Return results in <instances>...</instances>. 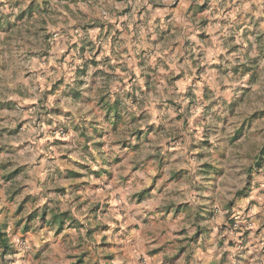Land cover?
<instances>
[{
    "label": "rangeland",
    "instance_id": "rangeland-1",
    "mask_svg": "<svg viewBox=\"0 0 264 264\" xmlns=\"http://www.w3.org/2000/svg\"><path fill=\"white\" fill-rule=\"evenodd\" d=\"M0 45V225L18 264H187L215 244L247 264L238 250L264 183V102L252 100L264 0H33L0 25ZM105 78L131 86L138 117L121 110L113 125L100 97L109 127L84 118Z\"/></svg>",
    "mask_w": 264,
    "mask_h": 264
},
{
    "label": "clouds",
    "instance_id": "clouds-1",
    "mask_svg": "<svg viewBox=\"0 0 264 264\" xmlns=\"http://www.w3.org/2000/svg\"><path fill=\"white\" fill-rule=\"evenodd\" d=\"M37 5H43V0H35ZM33 0H0V25H4L6 23H15L16 22V16L21 13L24 12L26 9H28L29 4H32ZM95 7V6H93ZM105 7H114V5H111V3H109V5H105ZM86 11L90 12V18L94 17V16H100L101 20H107L108 16L105 13L102 12H95V11H91L89 9H86ZM93 39H95V35L93 36ZM14 43H18V42H14ZM105 41L103 39L101 40H97L96 44L99 46L100 44H104ZM0 46H4V45H0ZM21 51H23V49H21ZM108 54V50L107 47H105V51L103 53V55H107ZM253 55H256V53L254 52ZM103 58V56L101 57V59ZM246 62V61H245ZM77 63H80V61H77ZM26 68H30L32 67L31 63L26 64L25 65ZM100 67H104V65H100ZM260 67L262 69H264V58H261V63H260ZM95 70L94 67H89L88 69V75L82 77V79H84L85 81H90L91 79V74L92 72ZM52 79H56L55 76H52ZM122 82V81H121ZM140 83V86L143 87V82L142 81H138ZM68 83H70V81H68ZM236 83L239 84H243L244 80H237ZM88 88V83L86 82L84 85H82V89H87ZM131 90V86H126L123 89H117L115 87V84L112 80H109L107 78L103 79L102 81L98 82V87L94 90V92L92 93L94 96L93 99V104L97 106V108L94 109H85V111L88 112V115L85 116V119H90V118H94L97 121H99V126L101 128H108L109 125L106 121H104L103 117H104V108L103 105L100 104V97H105L104 103L108 104V105H114L116 103V99H117V95L116 93L119 92L120 93V100H121V106L119 108H117V111H121L123 110V114L126 117V121L130 122L133 116H139L140 112L143 111V108H135L132 106L131 101L127 98L126 93ZM86 95L88 93H85ZM219 95V93H218ZM197 99L198 102H205L203 101L202 97L199 96V93L197 94ZM252 100L254 102L259 101V102H264V89L257 91V90H253V95H252ZM186 102V101H185ZM49 107L51 106V104L48 105ZM213 111L216 112V115L218 117H223L227 115V106L223 103V101H221L218 105L217 108L214 109ZM211 122V121H210ZM123 132L127 135H130L131 133V127L125 128L123 130ZM221 135H223V133H221ZM134 140V137L132 138ZM217 138H213V143L215 144ZM112 145L109 144L108 147H106V149L104 150L105 153H110L112 151ZM96 156V163L93 164V167H96L97 164H99L100 161V156L98 153H93ZM74 159H79V156H74ZM83 162H87V163H92L91 160H88L87 158H84ZM44 201L41 200V203H43Z\"/></svg>",
    "mask_w": 264,
    "mask_h": 264
},
{
    "label": "crops",
    "instance_id": "crops-1",
    "mask_svg": "<svg viewBox=\"0 0 264 264\" xmlns=\"http://www.w3.org/2000/svg\"><path fill=\"white\" fill-rule=\"evenodd\" d=\"M131 4L133 5L132 2ZM163 14H165V12H163ZM134 43H136V41H134ZM61 45L67 46V42L65 39L62 41ZM103 53L104 50L100 52V55H102ZM1 186L2 185L0 184V197L2 196L3 193L1 191L2 190ZM3 186L5 185L3 184ZM262 187L264 189V183L261 184V186H257V188L253 190V193L250 196V199H252L251 200L252 203H251V207L249 208V212L252 215V220L254 222V230L251 233H249V235L247 236L243 249L238 250L239 253H242L243 256L247 255V264H264V193L260 192ZM181 227H182L181 230H183L184 228L183 224ZM179 243H180L179 249L181 253L180 256L181 258H183V256L185 255V250H188L191 247L190 246L191 243H189V241H184L182 237L179 238ZM12 251L16 252V250L14 249L12 250V248H9V250L5 252L2 248V251H0V264H18L17 258H13V256L11 257ZM195 252H196L195 258L191 259L187 264H226L227 263L225 257H223V246L219 247L217 244H215L214 246L208 248L207 246L203 245V249L200 248L198 251H196L195 249ZM8 253L10 255L11 260H7ZM14 255L16 256L18 254L15 253ZM161 255L167 256L168 254L162 253ZM150 263L151 260L149 261L148 264ZM159 264H165L163 258L161 259ZM235 264H240V260L237 261Z\"/></svg>",
    "mask_w": 264,
    "mask_h": 264
},
{
    "label": "trees",
    "instance_id": "trees-1",
    "mask_svg": "<svg viewBox=\"0 0 264 264\" xmlns=\"http://www.w3.org/2000/svg\"><path fill=\"white\" fill-rule=\"evenodd\" d=\"M119 107H120V102L118 100H116V103L114 105H109L107 119L111 121L113 125H116L118 121L121 119L122 111L116 110ZM111 113L113 114L111 115ZM24 229L28 230L29 229L28 225H26ZM0 246L3 248L5 252L8 251L10 248L9 238L7 237L6 231L2 230L1 225H0Z\"/></svg>",
    "mask_w": 264,
    "mask_h": 264
},
{
    "label": "built area",
    "instance_id": "built-area-1",
    "mask_svg": "<svg viewBox=\"0 0 264 264\" xmlns=\"http://www.w3.org/2000/svg\"><path fill=\"white\" fill-rule=\"evenodd\" d=\"M235 226H238V224L235 223ZM251 226V223H247V229Z\"/></svg>",
    "mask_w": 264,
    "mask_h": 264
}]
</instances>
